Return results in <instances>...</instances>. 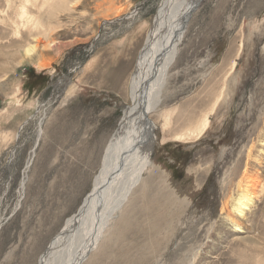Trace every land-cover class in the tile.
I'll return each mask as SVG.
<instances>
[{
    "label": "rangeland",
    "instance_id": "rangeland-1",
    "mask_svg": "<svg viewBox=\"0 0 264 264\" xmlns=\"http://www.w3.org/2000/svg\"><path fill=\"white\" fill-rule=\"evenodd\" d=\"M162 1L0 0V264H39L90 194ZM189 20L149 114L155 168L87 264H264V0H202ZM211 90L224 94L207 111ZM202 113V135L176 140ZM64 116L98 144L91 160L72 153ZM65 171L74 186L59 197ZM244 171L257 199L236 215Z\"/></svg>",
    "mask_w": 264,
    "mask_h": 264
},
{
    "label": "bare ground",
    "instance_id": "bare-ground-1",
    "mask_svg": "<svg viewBox=\"0 0 264 264\" xmlns=\"http://www.w3.org/2000/svg\"><path fill=\"white\" fill-rule=\"evenodd\" d=\"M200 2L202 0L162 1L154 20L153 28L145 41V48L141 50L134 72L131 75V86L129 85L131 103L129 106H123L122 108L123 116L104 151L99 173L93 180V188L77 214L67 219L64 229L51 241L49 247L40 258L39 264H82L85 261L87 264L90 261L92 262V258L96 257L97 252L101 253L107 245L109 237L104 234L110 226L116 224L115 221L112 224V221L117 219L118 216H122L124 205L129 201L134 189L138 188L141 192L145 190L147 184H141L144 170L149 167L147 173H151L153 168H155L151 156L154 149L155 136L152 131L153 124L149 114L151 115L155 112L162 104L168 72L180 51L179 45L187 28L186 24L181 26V23L188 13L198 7ZM26 53L30 55L31 50H27ZM47 65L43 62L40 67L44 68ZM76 90L77 88L69 85L66 92L68 95H73ZM214 91H208L209 94H214L215 100L207 111H212L224 94L222 93L223 91ZM65 101L63 100V102ZM193 101H196L197 106L195 108L192 107V111L201 106L205 99L196 98L190 100L189 103ZM181 109L180 112H182ZM165 114V119L159 115L154 116L156 121L161 118V131L163 134L171 126L169 116L172 113L167 111ZM207 116L206 113H202L197 125L193 124L194 127L185 136H176L175 139L179 141L184 138L194 139L201 136L208 124ZM195 117L197 119V116ZM67 119L64 116L62 123L72 128L71 130L69 129L70 132L72 131L71 138H68L67 141L70 144L79 141V144L73 147L72 153L78 157L82 151H87V155L82 154V158L87 157L91 160L94 155L88 149H96L98 144L93 146L90 144L92 139H83L81 137V132L76 128L78 127V122L75 120V116H72L69 120ZM191 119L192 121L195 120V118ZM183 128H185V125ZM67 171L62 177L63 187L59 197L66 194L70 195L71 192L70 186L73 181L71 182L66 178L67 175H71ZM249 175L244 171L241 177L242 181L237 188L238 196L232 202L234 204L237 201V205L234 206L236 215L242 214L252 201L257 199V196L253 195V193L257 191L258 178L250 179ZM232 183L233 181L227 183V191L232 186ZM227 206L228 203L223 204L222 209H220L221 212H224ZM235 224L238 226V223Z\"/></svg>",
    "mask_w": 264,
    "mask_h": 264
},
{
    "label": "water",
    "instance_id": "water-1",
    "mask_svg": "<svg viewBox=\"0 0 264 264\" xmlns=\"http://www.w3.org/2000/svg\"><path fill=\"white\" fill-rule=\"evenodd\" d=\"M195 10H196V8L193 9L190 13H188L187 17L182 21L181 26H184L189 21L191 16L195 13ZM143 48H145V44H144Z\"/></svg>",
    "mask_w": 264,
    "mask_h": 264
}]
</instances>
